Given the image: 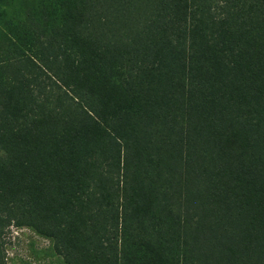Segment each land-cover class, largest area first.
Returning <instances> with one entry per match:
<instances>
[{"label": "trees", "instance_id": "1", "mask_svg": "<svg viewBox=\"0 0 264 264\" xmlns=\"http://www.w3.org/2000/svg\"><path fill=\"white\" fill-rule=\"evenodd\" d=\"M10 220L69 264H264V0H0Z\"/></svg>", "mask_w": 264, "mask_h": 264}, {"label": "rangeland", "instance_id": "2", "mask_svg": "<svg viewBox=\"0 0 264 264\" xmlns=\"http://www.w3.org/2000/svg\"><path fill=\"white\" fill-rule=\"evenodd\" d=\"M0 264L69 263L55 250L51 237L10 220L0 228Z\"/></svg>", "mask_w": 264, "mask_h": 264}]
</instances>
